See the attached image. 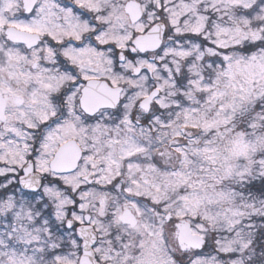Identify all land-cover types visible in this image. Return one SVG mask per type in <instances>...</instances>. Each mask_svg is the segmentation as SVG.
<instances>
[{"label": "snow or ice", "instance_id": "1", "mask_svg": "<svg viewBox=\"0 0 264 264\" xmlns=\"http://www.w3.org/2000/svg\"><path fill=\"white\" fill-rule=\"evenodd\" d=\"M0 264H264V0H0Z\"/></svg>", "mask_w": 264, "mask_h": 264}]
</instances>
